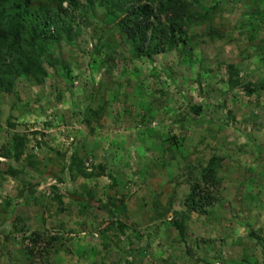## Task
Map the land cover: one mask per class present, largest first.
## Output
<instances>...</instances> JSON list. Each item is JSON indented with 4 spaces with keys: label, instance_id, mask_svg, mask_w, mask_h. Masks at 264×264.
Wrapping results in <instances>:
<instances>
[{
    "label": "rangeland",
    "instance_id": "1",
    "mask_svg": "<svg viewBox=\"0 0 264 264\" xmlns=\"http://www.w3.org/2000/svg\"><path fill=\"white\" fill-rule=\"evenodd\" d=\"M187 1L203 22L151 61L77 11L43 82L17 78L0 92V264H264L247 235L264 239V0ZM228 64L240 85L256 84L251 96L226 87ZM13 136L25 139L17 160L5 156ZM72 156L105 176L74 177ZM211 156L222 158L218 190L187 211Z\"/></svg>",
    "mask_w": 264,
    "mask_h": 264
},
{
    "label": "trees",
    "instance_id": "2",
    "mask_svg": "<svg viewBox=\"0 0 264 264\" xmlns=\"http://www.w3.org/2000/svg\"><path fill=\"white\" fill-rule=\"evenodd\" d=\"M192 7V3L187 0H82V3L78 0H0V92H10L17 78L28 79L36 85L43 82L47 75L44 64L55 63L48 52L49 47L60 39L68 42L77 11L85 27L98 24L101 31L105 29L111 35L116 31L127 44L133 60L143 58L151 61L153 56L174 49L181 42L182 45L189 43L190 37L187 34L189 27L203 22L206 16L205 12L193 11ZM97 11L101 14V20H95L94 15ZM67 12L70 14L67 15ZM255 15L254 9L251 10L249 17ZM110 22L114 23V28H109ZM253 28L251 27L247 36L249 41L255 34ZM212 34L213 30L208 27L209 41L214 38ZM102 45L111 48L112 41L107 37ZM61 69L66 68L61 66ZM225 70L224 83L228 89L241 86L247 96L253 94L256 84L240 85L238 72L232 64H228ZM259 83L262 84L263 80ZM100 105L88 112L91 119L100 118L102 113ZM189 110L195 114L200 111L198 107H189ZM24 141V136H13L12 142L5 149V156L17 160L21 155ZM221 160V157L211 156L205 166L201 167L199 177L184 201L187 211L199 212L201 207L210 203L211 193L208 189L211 188L215 192L218 190L220 179L216 171ZM83 165L84 159L72 156L68 158L67 171L74 177L81 178L100 177L106 174L102 164L90 165L89 170ZM9 171L10 175H14L11 170ZM0 175L3 174L0 172ZM29 191L34 193L33 190ZM52 191H55V188H52ZM52 198L59 201L61 197L54 192ZM116 225L119 231L123 232L122 224ZM172 225L181 238L183 235L181 222L173 220ZM14 231L18 232L20 229ZM247 235L259 247L264 261V239L252 232H248ZM38 237L37 233H33L28 234L25 239L35 242ZM50 240L55 241L56 238L51 237Z\"/></svg>",
    "mask_w": 264,
    "mask_h": 264
}]
</instances>
